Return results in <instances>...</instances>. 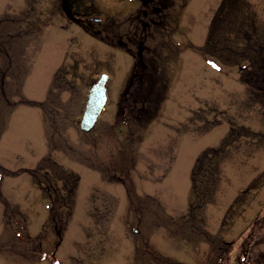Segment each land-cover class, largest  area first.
Wrapping results in <instances>:
<instances>
[{"label":"rangeland","instance_id":"374dc122","mask_svg":"<svg viewBox=\"0 0 264 264\" xmlns=\"http://www.w3.org/2000/svg\"><path fill=\"white\" fill-rule=\"evenodd\" d=\"M63 1L0 0V264H264V0Z\"/></svg>","mask_w":264,"mask_h":264},{"label":"water","instance_id":"95a60500","mask_svg":"<svg viewBox=\"0 0 264 264\" xmlns=\"http://www.w3.org/2000/svg\"><path fill=\"white\" fill-rule=\"evenodd\" d=\"M139 1H141L142 5H146L153 0ZM107 80V74H101V76L90 85L83 114L79 122V128L84 132H89L94 128L97 119L102 113V110L107 102Z\"/></svg>","mask_w":264,"mask_h":264},{"label":"trees","instance_id":"16d2710c","mask_svg":"<svg viewBox=\"0 0 264 264\" xmlns=\"http://www.w3.org/2000/svg\"><path fill=\"white\" fill-rule=\"evenodd\" d=\"M137 64H138L139 67L136 68V67L133 66V69L131 71V75H130V77L128 79L127 87L125 89L124 94L122 95L121 102H120L121 111L127 109V107H126L127 103L124 104V101H125V98H126L125 93H127L128 90H130L131 88L133 90V88L135 86H138L139 88H141L142 85L144 86L145 82H147L149 80H153V76H154L153 72L149 71L152 68H150V69L147 68L148 66L145 64V62H144V60H143V58L141 56L138 57ZM133 94H134V92H133Z\"/></svg>","mask_w":264,"mask_h":264},{"label":"flooded vegetation","instance_id":"af4514ba","mask_svg":"<svg viewBox=\"0 0 264 264\" xmlns=\"http://www.w3.org/2000/svg\"><path fill=\"white\" fill-rule=\"evenodd\" d=\"M140 4H141V2L139 1V0H137ZM154 1L155 0H153V1H151V2H149V3H147L146 5H142L143 7H144V9L143 10H141V17L139 16V15H137L136 16V19H134V21H136L137 20V24H138V22H140V25L142 26V28H146L147 26H148V22L145 20L149 15H151V14H153V13H155V12H159V6H152V10H149V9H147L148 8V6L150 5V4H152V3H154ZM165 1L166 0H162V4H164L165 3ZM61 6H62V8L64 9V12L66 13V14H69L70 13V8H68V6H67V4H66V2L65 1H63L62 0V3H61ZM75 19H78V17H76V16H73ZM142 18V19H141ZM79 20H81L82 22H83V19L82 18H80ZM88 20H89V22H95V23H100V22H98L97 20H95V19H93V17H89L88 18ZM94 20V21H93ZM150 22L151 23H154L155 22V19H153V18H151L150 19ZM137 56L139 57V56H141V52L140 51H138V53H137ZM7 248V247H6ZM10 249H12V247L10 246L9 247ZM15 249H16V246H15ZM236 264V263H235Z\"/></svg>","mask_w":264,"mask_h":264}]
</instances>
